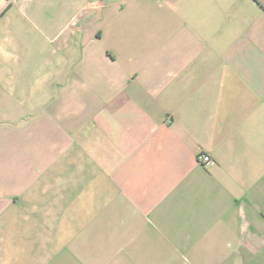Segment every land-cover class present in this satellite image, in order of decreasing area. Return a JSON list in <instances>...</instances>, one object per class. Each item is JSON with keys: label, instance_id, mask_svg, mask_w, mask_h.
I'll return each instance as SVG.
<instances>
[{"label": "crops", "instance_id": "obj_1", "mask_svg": "<svg viewBox=\"0 0 264 264\" xmlns=\"http://www.w3.org/2000/svg\"><path fill=\"white\" fill-rule=\"evenodd\" d=\"M0 264H264V0H0Z\"/></svg>", "mask_w": 264, "mask_h": 264}, {"label": "built area", "instance_id": "obj_2", "mask_svg": "<svg viewBox=\"0 0 264 264\" xmlns=\"http://www.w3.org/2000/svg\"><path fill=\"white\" fill-rule=\"evenodd\" d=\"M199 162L202 165H206L207 166V165L211 164L212 158L208 154H200V156H199Z\"/></svg>", "mask_w": 264, "mask_h": 264}]
</instances>
